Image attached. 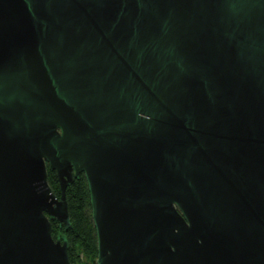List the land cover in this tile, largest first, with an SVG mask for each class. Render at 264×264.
I'll return each mask as SVG.
<instances>
[{
  "label": "water",
  "instance_id": "95a60500",
  "mask_svg": "<svg viewBox=\"0 0 264 264\" xmlns=\"http://www.w3.org/2000/svg\"><path fill=\"white\" fill-rule=\"evenodd\" d=\"M80 174L96 264H264V0H0V264Z\"/></svg>",
  "mask_w": 264,
  "mask_h": 264
},
{
  "label": "trees",
  "instance_id": "16d2710c",
  "mask_svg": "<svg viewBox=\"0 0 264 264\" xmlns=\"http://www.w3.org/2000/svg\"><path fill=\"white\" fill-rule=\"evenodd\" d=\"M47 176L50 188L59 197L55 173L47 170ZM66 199L72 227L65 230L63 225L60 227L57 222H53L52 237H66L71 264H96V235L91 219L88 188L82 174L67 188Z\"/></svg>",
  "mask_w": 264,
  "mask_h": 264
}]
</instances>
